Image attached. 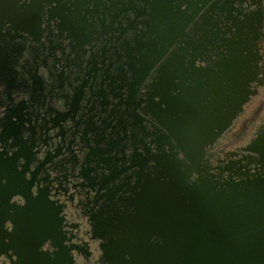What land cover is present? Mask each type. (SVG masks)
Masks as SVG:
<instances>
[{"label":"flooded vegetation","instance_id":"af4514ba","mask_svg":"<svg viewBox=\"0 0 264 264\" xmlns=\"http://www.w3.org/2000/svg\"><path fill=\"white\" fill-rule=\"evenodd\" d=\"M204 117L202 163L254 167L264 0H0V264H106L110 189Z\"/></svg>","mask_w":264,"mask_h":264},{"label":"water","instance_id":"95a60500","mask_svg":"<svg viewBox=\"0 0 264 264\" xmlns=\"http://www.w3.org/2000/svg\"><path fill=\"white\" fill-rule=\"evenodd\" d=\"M217 122L178 118L176 145L136 163L125 189H110L94 225L104 263L264 264V133L246 148L254 167L215 174L201 158Z\"/></svg>","mask_w":264,"mask_h":264}]
</instances>
